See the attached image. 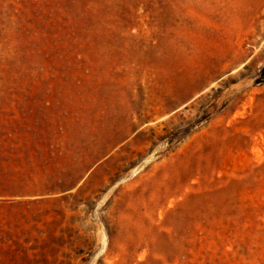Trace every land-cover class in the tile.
<instances>
[{
    "label": "rangeland",
    "instance_id": "obj_1",
    "mask_svg": "<svg viewBox=\"0 0 264 264\" xmlns=\"http://www.w3.org/2000/svg\"><path fill=\"white\" fill-rule=\"evenodd\" d=\"M0 264H264V0H0Z\"/></svg>",
    "mask_w": 264,
    "mask_h": 264
},
{
    "label": "trees",
    "instance_id": "obj_2",
    "mask_svg": "<svg viewBox=\"0 0 264 264\" xmlns=\"http://www.w3.org/2000/svg\"><path fill=\"white\" fill-rule=\"evenodd\" d=\"M37 184L31 180L11 179L7 182L0 183V201L10 199L24 192L30 191Z\"/></svg>",
    "mask_w": 264,
    "mask_h": 264
}]
</instances>
